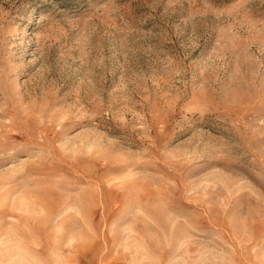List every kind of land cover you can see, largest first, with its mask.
Here are the masks:
<instances>
[{
    "label": "rangeland",
    "instance_id": "obj_1",
    "mask_svg": "<svg viewBox=\"0 0 264 264\" xmlns=\"http://www.w3.org/2000/svg\"><path fill=\"white\" fill-rule=\"evenodd\" d=\"M0 264H264V0H0Z\"/></svg>",
    "mask_w": 264,
    "mask_h": 264
}]
</instances>
